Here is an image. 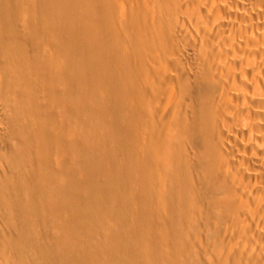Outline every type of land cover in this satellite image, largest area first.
Masks as SVG:
<instances>
[{"label": "bare ground", "instance_id": "bare-ground-1", "mask_svg": "<svg viewBox=\"0 0 264 264\" xmlns=\"http://www.w3.org/2000/svg\"><path fill=\"white\" fill-rule=\"evenodd\" d=\"M32 2L28 34L52 48V77L2 39L0 51L21 103L33 81L60 86L79 133L82 178L52 199L69 214L75 263L264 264V0ZM16 198L0 206V264H38L28 211L41 215L40 198Z\"/></svg>", "mask_w": 264, "mask_h": 264}, {"label": "rangeland", "instance_id": "rangeland-1", "mask_svg": "<svg viewBox=\"0 0 264 264\" xmlns=\"http://www.w3.org/2000/svg\"><path fill=\"white\" fill-rule=\"evenodd\" d=\"M34 8L32 0H0V39L16 47V63L22 67L33 64L38 70L46 64L49 76L52 77L53 71L49 70L50 64L47 62L54 56L52 48L40 35L28 34L30 29H34ZM8 60L0 51V206L5 203L2 200L8 193L14 198L17 196L16 200L26 205L31 202L34 194L36 198L39 197L36 204L40 207L41 215L34 218L28 211L30 224L40 237L41 244L40 251L33 255L34 259L38 264H54L51 255H55L61 263L76 264L74 259L77 252L65 238L69 234V214L56 206L52 199L57 189L64 192L68 190L69 174L76 181L82 178L85 165L80 164L73 147L79 133L73 129L75 124H72L74 120L66 109L67 104L60 99L58 90H63L60 86L58 89L49 83L42 86L33 81L34 87L30 86L34 91L32 97L30 88L26 85L27 88H23H26L31 98L28 103L27 99L21 103L23 95H17L18 91H22L20 83L11 79ZM101 97H104V93ZM113 147L114 143L109 142V150ZM89 153L97 154L93 147L89 149ZM26 158L27 169H32V176H27L24 172L25 163L22 160ZM94 181L102 191L109 190L110 182L106 171H95ZM132 188L135 189V199L131 196L134 204L130 219L131 224L136 226L139 187L133 182L129 185V189ZM15 201L9 202L10 206L13 204L9 211L18 210V202ZM111 230L110 227L108 232ZM45 247H49V256L46 253L42 255ZM224 251L223 249L222 254Z\"/></svg>", "mask_w": 264, "mask_h": 264}]
</instances>
